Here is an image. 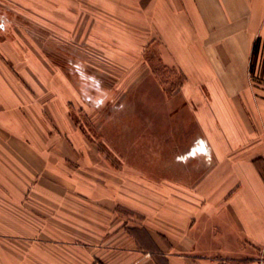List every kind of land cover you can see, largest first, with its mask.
I'll return each mask as SVG.
<instances>
[{
    "label": "crops",
    "instance_id": "0c3cea01",
    "mask_svg": "<svg viewBox=\"0 0 264 264\" xmlns=\"http://www.w3.org/2000/svg\"><path fill=\"white\" fill-rule=\"evenodd\" d=\"M138 11L123 25L153 28L162 61L208 90L194 118L175 119L201 128L183 143L202 140L208 154L194 147L166 173L107 165L67 119L70 104L48 105L63 133L52 139L0 72V264H264V0H153ZM159 100L162 113L188 107Z\"/></svg>",
    "mask_w": 264,
    "mask_h": 264
},
{
    "label": "rangeland",
    "instance_id": "374dc122",
    "mask_svg": "<svg viewBox=\"0 0 264 264\" xmlns=\"http://www.w3.org/2000/svg\"><path fill=\"white\" fill-rule=\"evenodd\" d=\"M152 2L0 0V72L8 76L7 86L13 79L35 104L52 139L63 133L48 105L67 103V119L107 157L106 164L121 167L125 161L166 173L175 156L186 161L194 147L202 151L205 144L208 154L202 140L189 149L183 143L187 134L199 138L201 128L187 131L175 121L194 118L193 109L207 105L208 90L162 61L153 28L123 25L124 16L138 20L140 4ZM160 95L164 109L184 101L188 107L178 115L155 111Z\"/></svg>",
    "mask_w": 264,
    "mask_h": 264
},
{
    "label": "flooded vegetation",
    "instance_id": "af4514ba",
    "mask_svg": "<svg viewBox=\"0 0 264 264\" xmlns=\"http://www.w3.org/2000/svg\"><path fill=\"white\" fill-rule=\"evenodd\" d=\"M1 27L5 28V25L4 24H1Z\"/></svg>",
    "mask_w": 264,
    "mask_h": 264
}]
</instances>
